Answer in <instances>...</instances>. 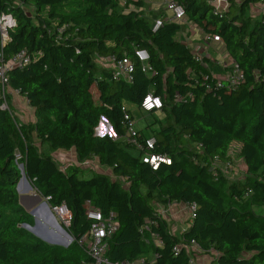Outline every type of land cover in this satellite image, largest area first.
<instances>
[{
  "label": "trees",
  "instance_id": "16d2710c",
  "mask_svg": "<svg viewBox=\"0 0 264 264\" xmlns=\"http://www.w3.org/2000/svg\"><path fill=\"white\" fill-rule=\"evenodd\" d=\"M124 1L0 0V13L18 19L4 58L23 49L33 57L9 71V87L35 115L21 123L11 93L10 109L0 98V264H88L91 257L79 243L93 224L87 200L120 222L107 252L113 261L145 257L147 264H197L187 248L195 241L210 264H264V212L254 209L264 206V13L248 14L260 0H228L222 12L210 0H177L189 20L224 41L244 71V80L230 89L220 87L178 39L181 22L166 21L154 30V20ZM136 49L149 52L155 73L143 70ZM112 58L131 61V81L115 79L114 68L102 65ZM149 93L160 96L163 107L148 112L153 122L139 137L154 134V151L171 159L155 168L136 146L95 134L103 117L117 136L126 134L122 108L127 101L141 107ZM177 94L184 98L176 101ZM233 143L240 145L234 154L246 171L230 181L212 162L233 163ZM72 149L81 164L97 159L110 172L88 169L92 174L86 177L79 164L63 168L52 152ZM20 164L51 207L65 202L71 209L68 247L23 226L34 225L35 218L20 202ZM226 190L242 207L229 202ZM173 203L196 204L189 226L175 230L162 215L160 206Z\"/></svg>",
  "mask_w": 264,
  "mask_h": 264
},
{
  "label": "built area",
  "instance_id": "2783aa9c",
  "mask_svg": "<svg viewBox=\"0 0 264 264\" xmlns=\"http://www.w3.org/2000/svg\"><path fill=\"white\" fill-rule=\"evenodd\" d=\"M140 0H125L123 5L127 3H134ZM214 5L215 10L224 11L229 6L228 0H210ZM259 4H264V0H260ZM129 9L130 6L128 7ZM166 9L171 12L169 16L166 14H161L159 17L154 19L153 29L156 30L162 26L166 21H179L182 22L187 18L184 6L177 0H167ZM18 26L17 17L10 12L0 13V98L4 99L2 107L4 109H10L9 103L7 101V94L14 93L15 95H20L19 91L16 89H11L9 87V71L13 68H23L31 63L33 57L26 50L23 49L8 59L4 58L3 47L11 39V32ZM204 42L208 43L211 41H221L218 35L211 33H204ZM192 48V47H191ZM196 60L203 62V46L201 44L196 45L192 48ZM136 56L141 61L143 70L147 73H155L152 65L149 63L150 54L146 49H136ZM112 62V67L114 68V78L115 79H126L127 81L132 80L133 64L127 58L116 60L115 58L110 59ZM212 74V73H211ZM218 79V85L220 87H226L228 89L238 86L244 80V71L237 61L234 59L230 66L222 72L219 76L212 74ZM184 97L177 94L175 96L176 101L182 100ZM163 107V100L160 96L149 93L143 100L141 108L145 112L153 111L154 109H161ZM124 113L123 123L126 126V134L122 137L117 136L115 133V139H123L125 142L136 146L137 151L141 150L144 152L143 160L149 162L153 167H157L161 162H166L171 164V159L169 156L158 154L154 151L157 143V138L154 134L141 139L139 137L140 129L137 127V122L132 118L131 113L128 108L124 106L122 108ZM215 172H221L226 176L225 169L227 173H232L236 167H234L230 162H223L216 158L212 162ZM64 168V165H62ZM48 201V198H46ZM189 205V204H188ZM87 217L93 221L92 227L87 235H85L79 243L85 247V251L91 257L88 264H147V259L145 257H140L135 260H125V261H113L111 260L107 252L110 248V240L112 236L119 230L120 222L114 213L110 215H105L98 207H96L91 200H87L85 203ZM192 217L195 216L196 204H190ZM165 209V208H164ZM52 211L57 218L59 225L66 229L70 227L73 219V213L67 203L63 202L60 205L52 207ZM165 215V212H161ZM155 239H158L157 234H152ZM188 252L190 253V261L196 262L195 256L197 252L203 251L198 243L192 241L190 245L187 246Z\"/></svg>",
  "mask_w": 264,
  "mask_h": 264
},
{
  "label": "crops",
  "instance_id": "0c3cea01",
  "mask_svg": "<svg viewBox=\"0 0 264 264\" xmlns=\"http://www.w3.org/2000/svg\"><path fill=\"white\" fill-rule=\"evenodd\" d=\"M258 4L252 6V8L257 9L260 6V4L259 5ZM133 6L136 7L137 10L141 11L143 13L144 17H146L150 21H153L155 18L159 17L161 14H166L165 11H166V6H167V0H140L139 3L135 2ZM181 25H182L181 33L178 36V39L180 41L186 43L187 45H189L192 48L198 44H201L203 46V48H204L203 53H202V55L204 57L203 63L209 67L212 74L219 76L222 72H224L230 66L233 58L229 54L227 47H226L223 40L211 41L208 43L204 42L203 37H204L205 31L202 30V28L197 26L194 22H192L188 18L183 20L181 22ZM192 38H194V39L191 40ZM19 98H22V100H25L28 107L33 112V115L30 116L31 119H29V121L34 120L35 115H34L33 108L29 105L27 100L21 95H15L14 93H11V102H12L14 109L18 110L17 113L19 111L23 112V111H21L23 109L22 102H21V99H19ZM158 111L159 110H155L154 112L157 113ZM20 117L22 119H24L23 122H28V121H25L26 120L25 115H22ZM107 123L109 124V122H107ZM138 128L142 129V127H138ZM237 145H239V143H233V147L237 148ZM53 153H55L54 157L62 165L68 164L70 162L81 165V163L77 159L76 152L73 149L72 150H58V151H54ZM93 160H91V161H93ZM91 161H86V162H84V164L87 162H91ZM106 172H110V170L107 169ZM24 182H25V180H24ZM36 193H39V192L32 185H30L29 188L26 189L24 192H21V194L25 195V196L26 195H35ZM43 200L47 201L45 198H43ZM43 200L39 202L37 199L28 198L27 199L28 209H26V210L31 212L33 214V216L36 217V219L41 220V217H42V219L48 223L49 222L48 217H49V215H52V207H51V205H50V207H47L44 204ZM179 204L188 205L185 203H179ZM164 208H165L164 205L160 206L161 212L164 211ZM40 215H42V216H40ZM164 216L168 220V222L171 223L172 228L175 230H177L178 228H182L184 226H188L190 224L187 217L184 216L183 214H181V216L183 218L185 217V219H183V220L186 222L183 224V226L175 228L174 224H172V222L170 221V218L168 217V215L165 214ZM49 223H51V225L54 226L53 227L54 229L62 230L65 233V231L61 227H59L57 222H55V223L49 222ZM65 235L68 238L66 233H65ZM197 258H198V256H197Z\"/></svg>",
  "mask_w": 264,
  "mask_h": 264
},
{
  "label": "rangeland",
  "instance_id": "374dc122",
  "mask_svg": "<svg viewBox=\"0 0 264 264\" xmlns=\"http://www.w3.org/2000/svg\"><path fill=\"white\" fill-rule=\"evenodd\" d=\"M27 12H28L29 15H34V9H32V8L27 10ZM165 13H167L169 16L171 15V12L169 10H167V9H166ZM263 13H264V4L260 5L257 9L251 7V9L248 11L249 15H253L255 17L261 16ZM180 33H181V31H180ZM180 33H179V35H180ZM193 39L194 38H192L191 40H193ZM101 63L105 67H112L113 66L111 60H106V61L103 60ZM19 99H21V102H22L23 109L21 111H23V112L19 111L17 113L18 110H16V109H14V110H15V113L17 114V117H18L19 121L22 123L24 121V119H22L20 116L25 115V119H26L25 121H29V119H31L30 116L33 115V112L28 107V105L25 102V100H22V98H19ZM125 104H126V106L129 109L132 110V114L134 116V120L137 122V127L145 128L147 126V124L153 122V116L151 115V113L145 112L136 103L127 101ZM158 113L160 115H162L160 117H163V113L162 112H161L162 114L160 112H158ZM34 120H31V121H34ZM31 121H29V122H31ZM101 122H102V125L100 127V132L108 134V135H111L112 137H114L115 134H114L113 128L110 126L111 123H109L110 124L109 125L104 120V118L101 119ZM239 147H240V145H237V148L236 147H232V149H231L232 154L237 152V149H239ZM52 155L55 156V153L52 152ZM17 157L21 158V155H20L19 152L17 153ZM232 165L234 167H236L235 170L232 171V173H227L228 171L226 169H225V172H224L226 174V176L230 179V181L231 180H237V179H240V178H244L245 171H246V166H245V163H244L242 157L237 156V155L234 154V156H233V164ZM81 166H85V167L87 166L86 167L87 172L85 173L86 177L90 176L92 174V171L88 170V169H95L97 171H107V169L105 167H103V166H101L99 164L97 159H94L93 161L87 162L85 164L83 163V164H81ZM19 167L21 169V164L19 165ZM24 180H25V182H24ZM24 180L21 181V186H20V188L18 190L19 195H22L21 192H24L31 185L28 179L27 180L24 179ZM219 186L220 187L221 186L224 187V185L222 183H220ZM226 193H227V190L225 192V196L228 197V195ZM228 200H229L230 203H232L234 205H237V206L241 205L240 207H242V204L233 203L229 197H228ZM164 207H165V209H164L165 214L168 215V217L170 218V221L172 222V224H174L175 228L183 226V224L186 222V221L183 220V219H185V217L183 218L181 216V214L186 216L188 221L190 222V219H191V216H192L190 205H181V204H178V203H173V204H171L169 206H164ZM254 209H256V211H258V212H264V206L261 207V206L255 205ZM40 216H42V215H40ZM34 218H35L34 225H30L31 228H29V227H25V228L27 230H29L32 234H34L36 237H38V238H40V239H42V240H44V241H46L48 243L57 244V245H60V243H63L65 241H67V237H66L65 233L62 230L54 229L53 228L54 226H52L51 223H49V222L55 223L56 220H57L56 217H55L56 218V220H55L53 215H49V217H48L49 222L48 223L45 222L42 219V217H41L42 221L36 219V217H34ZM195 254H197V256H198V258H197V256H195V258H196V262L195 263H197V264H210L211 257H210L209 254H207V253H205L203 251H199V252H197Z\"/></svg>",
  "mask_w": 264,
  "mask_h": 264
},
{
  "label": "water",
  "instance_id": "95a60500",
  "mask_svg": "<svg viewBox=\"0 0 264 264\" xmlns=\"http://www.w3.org/2000/svg\"><path fill=\"white\" fill-rule=\"evenodd\" d=\"M107 122H109L108 121V119L107 118H105V117H103ZM110 123V122H109ZM101 125H102V122H101V120H100V123H99V125L96 127V129H95V134L96 135H98V136H103V135H105V133H101L100 132V127H101ZM111 127H112V125H111ZM21 172H22V178L19 180V182H18V184H17V189L19 190V188H20V186H21V181L23 180V179H26L27 180V177H26V173H25V168H24V164H21ZM28 198H34V199H37L39 202L40 201H42L43 200V196L40 194V193H36L35 195H20V202H21V204H23L24 206H25V208L26 209H28V204H27V199ZM43 202H44V204L47 206V207H50V204L47 202V201H44L43 200ZM52 215L54 216V213H53V211H52ZM54 218H55V216H54ZM55 220H56V218H55ZM56 222H57V220H56ZM57 224L59 225V223L57 222ZM23 226L24 227H29V228H31V226L29 225V224H23ZM59 227H61L60 225H59ZM62 228V227H61ZM64 231H65V233L67 234V236L70 238V240H68L67 239V241H65V242H63V243H60V245H63V246H65V247H68L71 243H72V241H73V236L66 230V229H64V228H62Z\"/></svg>",
  "mask_w": 264,
  "mask_h": 264
},
{
  "label": "bare ground",
  "instance_id": "6f19581e",
  "mask_svg": "<svg viewBox=\"0 0 264 264\" xmlns=\"http://www.w3.org/2000/svg\"><path fill=\"white\" fill-rule=\"evenodd\" d=\"M67 239H68V240H70V238H69V237H68Z\"/></svg>",
  "mask_w": 264,
  "mask_h": 264
}]
</instances>
